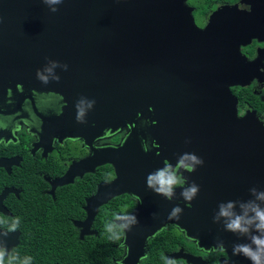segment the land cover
<instances>
[{
    "label": "water",
    "instance_id": "water-1",
    "mask_svg": "<svg viewBox=\"0 0 264 264\" xmlns=\"http://www.w3.org/2000/svg\"><path fill=\"white\" fill-rule=\"evenodd\" d=\"M185 1L0 0V92L19 85L57 93L65 103L62 126L88 145V131L132 127L122 145L104 148L102 164L112 165L116 178L99 185L80 223L89 233L100 205L136 195L140 203L124 221L122 264H138L149 237L169 222L207 246L208 228L213 218L219 224L226 202L230 218L244 217V227L251 218L252 237L258 235L252 209L264 201V125L238 117L230 90L247 84L250 72L237 67L239 41L232 35L228 60L218 58L222 47L213 46L212 29L196 27ZM243 15L230 24L242 27ZM144 116L154 151L140 148L134 133ZM181 160L193 170L178 168ZM153 163L177 169L170 198L147 183ZM193 185L197 192L188 200L183 193ZM130 234L140 242H129Z\"/></svg>",
    "mask_w": 264,
    "mask_h": 264
},
{
    "label": "flooded vegetation",
    "instance_id": "flooded-vegetation-1",
    "mask_svg": "<svg viewBox=\"0 0 264 264\" xmlns=\"http://www.w3.org/2000/svg\"><path fill=\"white\" fill-rule=\"evenodd\" d=\"M184 6L196 27L212 29L213 46L222 47L219 59L228 60L230 35L239 41L237 55L241 61L237 67L249 71L250 80L230 87L237 98V115L257 117L264 125V0H186ZM239 13L244 14L242 27L230 24ZM221 37L225 39L220 41ZM64 106L63 97L57 93L29 86L0 92V249L4 250V259H27L35 258L37 251L50 246L55 237L75 244L91 236L99 239L104 213H109L106 221L124 226L115 244L123 249L117 262L122 264L127 246L124 221L140 203L136 195L124 193L100 205L89 219L91 232H83L80 223L88 219V199L97 193L99 185L116 178L114 167L102 164L104 148L122 145L132 127L126 125L114 132L88 131L84 133L91 139L88 145L83 137L72 136L62 126L59 116ZM152 127L147 116L134 124V133L141 140L139 147L146 151L156 147ZM165 168L153 163L151 173L156 175ZM176 171L167 167V174L178 181ZM63 178L66 182L61 184ZM157 185L152 187L159 188ZM229 204L226 202L224 209L230 212ZM259 209L264 211V201H260ZM117 215L121 218L115 219ZM218 219L219 224L213 218L208 228L207 246L188 236L178 224L167 223L149 237L138 264H166L169 259L175 264H253L242 253L233 254L237 245H250L257 251L251 240L252 223L245 224L246 233L231 232L226 226L232 218ZM259 223L255 219V227ZM256 231L255 236L264 239V230L256 227ZM129 242L138 244L140 237L130 234ZM221 245L223 251L218 250ZM188 257L195 262H188Z\"/></svg>",
    "mask_w": 264,
    "mask_h": 264
},
{
    "label": "clouds",
    "instance_id": "clouds-1",
    "mask_svg": "<svg viewBox=\"0 0 264 264\" xmlns=\"http://www.w3.org/2000/svg\"><path fill=\"white\" fill-rule=\"evenodd\" d=\"M50 3H56L59 2V0H48ZM37 76L39 79L47 82V78L42 76L39 72L37 73ZM83 116V110H80L78 112V115L76 117L77 121L81 120V117ZM193 160H195V157H192ZM184 166L187 168L188 171H192L193 169L190 166H186L183 164V160L179 162L177 167ZM147 183L149 187H152L154 183L159 184V188H156L155 191L159 194H163L167 197H171L172 194V187L174 185H177L178 181L177 178L174 175L167 174V167L165 170H161L156 175H149ZM180 184H183V181H179ZM197 187L193 185L190 189L186 190L183 195L186 199L191 200L192 197L196 194ZM232 205L229 204L228 208H231ZM255 212V219L259 220V224L256 225L258 230H264V211L260 210L259 208H253L252 209ZM180 209L176 208L173 210L172 216H176V213L179 212ZM221 215L225 217H231L233 214L229 212L226 209H221ZM115 219H120V216H115ZM127 218V217H125ZM170 219L172 217H169ZM178 218V217H177ZM18 221V220H17ZM244 217L241 216H235L234 219H231L230 222L227 224V229L231 232H241L246 233L248 232V228L244 227ZM247 223H252L251 220L247 221ZM105 229L110 235L108 236V239L111 241H118L121 239V234L124 233V226H118L113 223H107L105 225ZM14 230V229H13ZM252 243L257 245V251H253L250 245H237L233 249V254H239L242 253L245 258L250 259L253 264H264V239H261L257 236H253L251 238ZM216 250V249H214ZM220 251L224 250V247L221 245L218 249ZM0 264H4V250L0 249ZM166 264H175L173 260H166Z\"/></svg>",
    "mask_w": 264,
    "mask_h": 264
},
{
    "label": "trees",
    "instance_id": "trees-1",
    "mask_svg": "<svg viewBox=\"0 0 264 264\" xmlns=\"http://www.w3.org/2000/svg\"><path fill=\"white\" fill-rule=\"evenodd\" d=\"M109 213H104V222L101 237L90 239L75 244L61 237H55L46 249H39L35 258L4 259V264H117L123 254V249L115 244L118 241L108 239L110 233L105 229Z\"/></svg>",
    "mask_w": 264,
    "mask_h": 264
}]
</instances>
